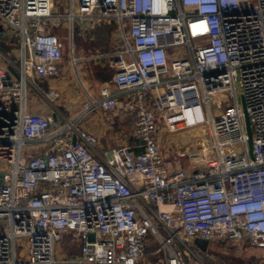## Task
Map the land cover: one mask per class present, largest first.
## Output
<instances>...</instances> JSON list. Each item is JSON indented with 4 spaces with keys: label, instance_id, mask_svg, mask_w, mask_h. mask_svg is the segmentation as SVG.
<instances>
[{
    "label": "built area",
    "instance_id": "built-area-1",
    "mask_svg": "<svg viewBox=\"0 0 264 264\" xmlns=\"http://www.w3.org/2000/svg\"><path fill=\"white\" fill-rule=\"evenodd\" d=\"M68 2L55 13L54 0H0V25L19 39L0 68V264H139L150 244V264H207L196 238L264 248V0ZM63 18L71 49L78 24L118 23L123 37L104 55L136 144L98 154L82 119L108 102L68 118L59 92L41 91L62 71L50 29ZM40 101L53 111L33 110ZM164 128L196 133L194 168L168 165ZM67 235L80 254L64 261Z\"/></svg>",
    "mask_w": 264,
    "mask_h": 264
},
{
    "label": "crops",
    "instance_id": "crops-1",
    "mask_svg": "<svg viewBox=\"0 0 264 264\" xmlns=\"http://www.w3.org/2000/svg\"><path fill=\"white\" fill-rule=\"evenodd\" d=\"M68 1L54 0V12L65 13L68 9ZM69 25V21L63 18L60 27L68 28ZM3 30L5 32L7 29L2 26L1 31ZM72 36V49L70 46L69 57H65L61 73L55 77L39 79L38 83L41 91L46 92L54 89L59 92L60 100L56 101L55 105L59 109V114L68 118H74L83 110L84 103L91 102L92 99L98 100L101 103L104 101L108 102L109 108L99 105L88 111L82 119L84 129L95 135L98 139L96 144L98 154H104L119 146L136 144V140L133 137L134 121L128 119L127 115L123 112L127 94L120 93L115 85V69L112 65L113 58L109 55H104L112 51L123 37L122 31L118 29V23L112 22L111 24L98 26L93 29L90 27L83 29L78 24L74 27V34ZM98 54H101V56L89 58ZM72 57L75 58V62L72 61ZM0 68L9 72V67H4L2 63H0ZM37 96L39 98L34 96L33 98L44 99L40 94ZM32 109L47 113L53 111L47 102L42 103L41 101L32 103ZM128 121L129 124H127ZM162 133L170 132L164 128ZM178 167L181 166H172V168ZM213 244L209 243L207 251H203L207 264L211 262L214 264H226L221 262L223 257L226 259H236L237 261L241 259L243 262L250 260L255 264H264V248L250 245L244 248L229 247L224 243H220L223 249L220 251L219 246L215 245L218 243ZM76 245L78 248L75 255L65 257L61 253V249L58 248L56 249L57 256L64 261H69L71 257H76L80 254L79 244L76 243ZM235 249L238 250L237 254L235 253ZM153 250L147 247L145 254L147 255L149 252L151 254ZM247 253L249 254L247 255ZM139 264H150V261L145 259ZM227 264L236 263L229 261Z\"/></svg>",
    "mask_w": 264,
    "mask_h": 264
},
{
    "label": "rangeland",
    "instance_id": "rangeland-1",
    "mask_svg": "<svg viewBox=\"0 0 264 264\" xmlns=\"http://www.w3.org/2000/svg\"><path fill=\"white\" fill-rule=\"evenodd\" d=\"M50 30L56 33L60 37V39L64 42L65 56L69 57V50H70V31L69 29L65 27H60V26H53L51 27ZM16 39H17V36L16 35L14 36V32H9L8 30H5V32L4 30L0 31V53H1L0 63L7 64L8 59H11V60L17 59L18 45L16 44L17 42L15 43ZM4 45L5 47H3ZM127 118L132 119L130 117H127ZM129 121L127 124H129ZM162 134L163 135L161 139V152L165 155L166 162L168 163V165L173 166V167L181 166V168H184L187 170L194 168L195 159L197 158L198 154H200L199 152H196L192 148V145H191L192 141H195L197 139L196 136H193L196 133L192 131L186 132L183 130H178L176 132L165 133V134L162 133ZM217 243L218 244H215V245L217 247L219 246L220 251L223 250L222 245L220 243H224L225 245H227L224 241L223 242L220 241ZM23 245H25V241L22 239H19L17 246H18V250L20 254H21V249L23 248ZM148 247L154 249L155 245L150 244L148 245ZM58 248L61 249V253L64 254L65 257H70L76 254L78 246L72 240L71 236L68 235L62 239L57 249ZM236 252H238V250L235 249V253ZM149 253L146 255L145 259H148V261H150L151 263L155 260V257L152 256V253L151 254ZM248 254L249 253H247V255ZM229 261H232V263L235 262L236 264L237 262L238 264H255V263H252V261L250 260L243 262L241 261V259L237 261L236 259H226L225 257L222 258L221 262L227 264ZM210 264H214V263L211 262Z\"/></svg>",
    "mask_w": 264,
    "mask_h": 264
},
{
    "label": "water",
    "instance_id": "water-1",
    "mask_svg": "<svg viewBox=\"0 0 264 264\" xmlns=\"http://www.w3.org/2000/svg\"><path fill=\"white\" fill-rule=\"evenodd\" d=\"M2 30V26L0 25V31ZM244 113H245V124H246V129H247V133H248V144H249V149L250 152L252 153V146H253V141H252V128H251V124H250V120H249V115L247 113L245 104H244ZM54 119L56 118V115H54ZM76 140V139H75ZM1 183V180H0ZM91 239H93V236L90 237ZM195 244L200 247L203 251H207L208 246H209V242L205 239H200V238H196L195 239Z\"/></svg>",
    "mask_w": 264,
    "mask_h": 264
},
{
    "label": "trees",
    "instance_id": "trees-1",
    "mask_svg": "<svg viewBox=\"0 0 264 264\" xmlns=\"http://www.w3.org/2000/svg\"><path fill=\"white\" fill-rule=\"evenodd\" d=\"M16 42H17V43H16ZM15 43H16L17 45L19 44V39H18V38L15 40ZM3 47H5V45H4Z\"/></svg>",
    "mask_w": 264,
    "mask_h": 264
}]
</instances>
